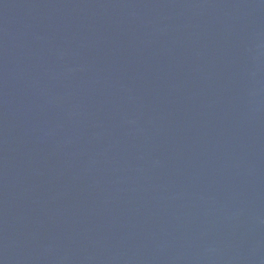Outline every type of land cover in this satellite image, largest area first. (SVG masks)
I'll return each mask as SVG.
<instances>
[{
  "label": "water",
  "instance_id": "1",
  "mask_svg": "<svg viewBox=\"0 0 264 264\" xmlns=\"http://www.w3.org/2000/svg\"><path fill=\"white\" fill-rule=\"evenodd\" d=\"M0 264H264V0H0Z\"/></svg>",
  "mask_w": 264,
  "mask_h": 264
}]
</instances>
